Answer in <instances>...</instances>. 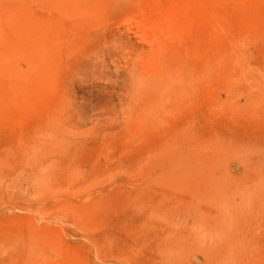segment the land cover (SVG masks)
Here are the masks:
<instances>
[{
    "label": "rangeland",
    "instance_id": "obj_1",
    "mask_svg": "<svg viewBox=\"0 0 264 264\" xmlns=\"http://www.w3.org/2000/svg\"><path fill=\"white\" fill-rule=\"evenodd\" d=\"M187 1L0 0V264H264V0Z\"/></svg>",
    "mask_w": 264,
    "mask_h": 264
},
{
    "label": "bare ground",
    "instance_id": "obj_2",
    "mask_svg": "<svg viewBox=\"0 0 264 264\" xmlns=\"http://www.w3.org/2000/svg\"><path fill=\"white\" fill-rule=\"evenodd\" d=\"M197 2V0H188L187 1V3H189V6H194L195 7V3ZM157 4H158V2H157ZM186 4V3H185ZM155 6V5H154ZM158 6V5H157ZM158 8V7H157ZM191 8V7H190ZM189 9V8H188ZM196 9V8H195ZM156 11V10H155ZM162 11V10H161ZM165 11V10H164ZM196 11V10H195ZM194 11V12H195ZM155 13V12H154ZM159 13V12H158ZM172 13V12H171ZM170 13V14H171ZM161 14H164V13H161ZM185 14H187V13H185ZM190 14L192 15V13L190 12ZM195 15H196V12L194 13ZM158 15V14H157ZM145 16V15H144ZM167 16H169V14L167 13ZM171 16V15H170ZM179 16V15H178ZM177 16V17H178ZM185 16V15H184ZM183 16V17H184ZM197 16V15H196ZM165 17V16H164ZM187 17H189L188 15H187ZM192 17V16H191ZM191 17H189V18H191ZM149 18H151L150 16H149ZM156 18H158L157 16H156ZM162 18V17H161ZM193 18V17H192ZM165 19V18H164ZM146 20V19H145ZM162 20V19H161ZM151 21V20H150ZM170 21V20H169ZM168 21V22H169ZM146 23V22H145ZM149 23V22H148ZM151 24V23H150ZM155 24H156V22H155ZM182 24V23H181ZM161 25H163V24H161ZM150 26V25H149ZM156 27V26H155ZM155 31V30H154ZM154 34V33H153ZM159 38H160V36H158ZM164 37V36H163ZM156 40V39H155ZM160 40V39H159ZM152 42V41H151ZM156 42V41H155ZM156 43H158V40H157V42ZM217 236V235H216ZM218 238V237H217ZM222 239V238H221ZM214 240V239H213ZM223 240V239H222ZM233 249V248H232ZM233 252H232V250H230L229 252H228V254H227V256L225 257V259H231L232 258V254Z\"/></svg>",
    "mask_w": 264,
    "mask_h": 264
}]
</instances>
